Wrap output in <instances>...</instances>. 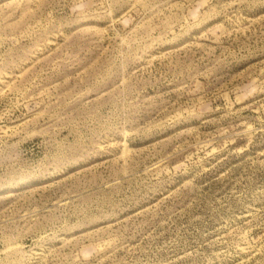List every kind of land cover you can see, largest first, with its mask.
Segmentation results:
<instances>
[{"label":"rangeland","instance_id":"rangeland-1","mask_svg":"<svg viewBox=\"0 0 264 264\" xmlns=\"http://www.w3.org/2000/svg\"><path fill=\"white\" fill-rule=\"evenodd\" d=\"M0 264H264V0H0Z\"/></svg>","mask_w":264,"mask_h":264}]
</instances>
